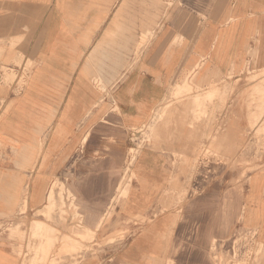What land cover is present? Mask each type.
Here are the masks:
<instances>
[{
	"label": "rangeland",
	"instance_id": "1",
	"mask_svg": "<svg viewBox=\"0 0 264 264\" xmlns=\"http://www.w3.org/2000/svg\"><path fill=\"white\" fill-rule=\"evenodd\" d=\"M126 1L129 7L137 3V10L125 12L127 36L138 38L136 51L164 32L180 41L181 17L175 23L171 15H180L174 9L191 0ZM233 21L226 20L220 39ZM14 47L0 46V133L32 67L26 62L23 68ZM248 55L240 72L216 81L200 83L204 59L183 71L150 121L128 135L125 155L108 148L89 155L82 146L61 156V169L47 173L46 181H41L43 167L33 168L31 186L13 188V214L0 223V238L11 243L19 264H119L116 260L130 244L137 246V264L263 260L264 248L255 232L243 227L241 214L247 176L264 169V68L251 67L256 56ZM219 61L235 67L229 59ZM47 138L40 146L51 145ZM3 143L0 134V151ZM145 148L160 154L156 157L166 178L156 164L157 177L166 180L153 207L123 218L134 180L142 182L137 157ZM20 157L0 154V162ZM51 157L33 156V167L38 159L42 165ZM77 190L85 192L79 194L82 202Z\"/></svg>",
	"mask_w": 264,
	"mask_h": 264
},
{
	"label": "crops",
	"instance_id": "2",
	"mask_svg": "<svg viewBox=\"0 0 264 264\" xmlns=\"http://www.w3.org/2000/svg\"><path fill=\"white\" fill-rule=\"evenodd\" d=\"M127 9L137 10V3L129 7L126 0H0V46L14 43L23 68L32 63L0 133V154L21 156L0 162V223L13 214V188L31 186L33 168L43 167L41 181H46L47 173L61 169V156L75 154L82 146L89 155L107 148L125 155L128 135L150 121L175 78L199 60H205L206 71L209 68L199 71L200 83L240 72L250 52L256 56L251 67L264 68V0L183 3L174 9L180 15H171L175 23L181 17L180 41L175 43L176 36L164 32L139 51L138 38L127 36ZM229 16L233 28L220 39ZM219 59H229L236 68ZM46 137L51 145L40 146ZM36 155L53 157L42 165L38 159L33 167ZM156 155L145 148L137 157L142 182L134 180L123 218H135L158 201L166 179L160 182L156 164L165 178L166 170ZM81 193L77 190L80 202ZM241 214L243 227L254 231L264 248V169L247 176ZM122 256L117 263L137 264L136 244ZM0 264H19L5 237L0 238Z\"/></svg>",
	"mask_w": 264,
	"mask_h": 264
},
{
	"label": "bare ground",
	"instance_id": "3",
	"mask_svg": "<svg viewBox=\"0 0 264 264\" xmlns=\"http://www.w3.org/2000/svg\"><path fill=\"white\" fill-rule=\"evenodd\" d=\"M228 21H232V19L229 17V18H228Z\"/></svg>",
	"mask_w": 264,
	"mask_h": 264
}]
</instances>
